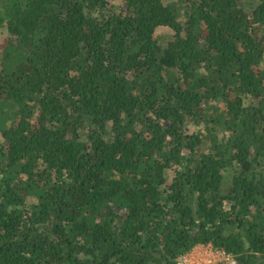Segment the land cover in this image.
I'll return each mask as SVG.
<instances>
[{
  "label": "trees",
  "instance_id": "obj_1",
  "mask_svg": "<svg viewBox=\"0 0 264 264\" xmlns=\"http://www.w3.org/2000/svg\"><path fill=\"white\" fill-rule=\"evenodd\" d=\"M114 1L0 0V264H264V0Z\"/></svg>",
  "mask_w": 264,
  "mask_h": 264
},
{
  "label": "rangeland",
  "instance_id": "obj_2",
  "mask_svg": "<svg viewBox=\"0 0 264 264\" xmlns=\"http://www.w3.org/2000/svg\"><path fill=\"white\" fill-rule=\"evenodd\" d=\"M114 2L116 5L120 4L119 0ZM158 32L159 34L169 36L170 29L168 27H160L158 28ZM8 33L9 32L6 30V28L0 27V44L7 38ZM0 141H1V135H0ZM202 247H203L202 250H198L195 247L190 253L185 255L186 258L191 259L192 261L195 260L196 262H199L201 264H206L207 257L211 255V253H215L217 250L212 249V247L210 246H202Z\"/></svg>",
  "mask_w": 264,
  "mask_h": 264
},
{
  "label": "built area",
  "instance_id": "obj_3",
  "mask_svg": "<svg viewBox=\"0 0 264 264\" xmlns=\"http://www.w3.org/2000/svg\"><path fill=\"white\" fill-rule=\"evenodd\" d=\"M180 264H201L196 262L195 260L192 261L191 259H187L184 256L180 260ZM206 264H239V260L231 254H227L223 251H216L215 253H211L206 259Z\"/></svg>",
  "mask_w": 264,
  "mask_h": 264
},
{
  "label": "crops",
  "instance_id": "obj_4",
  "mask_svg": "<svg viewBox=\"0 0 264 264\" xmlns=\"http://www.w3.org/2000/svg\"><path fill=\"white\" fill-rule=\"evenodd\" d=\"M202 246H204V245H198L196 248L198 249V250H202Z\"/></svg>",
  "mask_w": 264,
  "mask_h": 264
}]
</instances>
